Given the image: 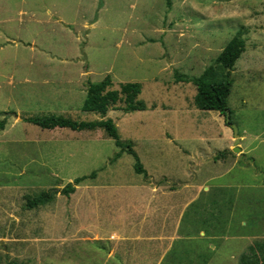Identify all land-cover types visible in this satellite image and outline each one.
<instances>
[{
  "label": "rangeland",
  "instance_id": "374dc122",
  "mask_svg": "<svg viewBox=\"0 0 264 264\" xmlns=\"http://www.w3.org/2000/svg\"><path fill=\"white\" fill-rule=\"evenodd\" d=\"M236 35L244 39L245 50L231 73L227 104L240 134L251 137L243 142L251 154L247 166L243 158L231 170L219 165L208 185L238 187L222 191L229 201L236 195L234 212L228 210L229 235L264 237V0H0V113L13 112L0 115V264H104L99 243L77 240L78 203L87 186H134L144 177L133 171V156L115 155L119 149L100 129L47 131L24 118L100 120L81 110L89 84L106 77L114 90L138 83L146 110L124 114L118 102L105 119L113 120L122 141L131 142L149 173L188 175V163L197 158L177 145L200 144L191 140L201 128L217 140L223 133L214 119L217 112L195 107V86L174 79L200 77ZM205 169L198 178L211 175ZM92 173L95 178L84 181L75 195L56 197L44 209L24 208L28 200L45 192L52 196L54 189L60 195L69 182ZM132 189L114 188L105 195ZM103 211L96 206L84 213L90 235L113 228ZM233 242L240 244L233 248ZM247 243L227 241L213 264H241ZM184 248L194 251L177 246L164 264L198 258Z\"/></svg>",
  "mask_w": 264,
  "mask_h": 264
},
{
  "label": "crops",
  "instance_id": "0c3cea01",
  "mask_svg": "<svg viewBox=\"0 0 264 264\" xmlns=\"http://www.w3.org/2000/svg\"><path fill=\"white\" fill-rule=\"evenodd\" d=\"M212 67L216 71H220V73L223 72L215 64V61ZM233 70L234 67L231 73ZM163 107L167 108V106ZM151 109H157V106L153 105ZM217 113L218 116L216 115L214 119L221 126L222 139L217 140L215 136H208L209 131L201 128L198 131L199 139L191 140L192 143L198 141L201 142L200 144H195L192 147L177 145L185 154L197 158V160H194L195 162L190 161L188 163V175L182 177L170 176L166 172L154 175L155 171H150L152 173L150 175L142 161H140L136 151L132 149L146 171V177L140 178L138 184L132 186V183H102L96 186L93 185L94 187L87 186L90 189L84 194L82 202L78 203V206L82 208L81 212L78 211L79 216H82V224L77 240L82 241L83 239L99 243L98 246L105 251L102 253L103 258H101L104 264H164L166 257L173 253L175 247L181 246L183 248L184 245L194 250L191 252L188 248H184L186 252L197 255L198 258L182 262L171 258L167 261V264H213L218 252L227 241L241 240L249 242L247 243L249 245V253L242 255L240 259L241 264L260 262L264 257V237L246 235L241 231L229 235L232 222L229 211L234 212L235 204L233 202L236 195L231 194V201H229L228 198L230 196L225 197L222 191L238 187L234 185H208V182L214 178L212 174H216L215 170L219 165L223 167L224 165H228L227 170L229 168L231 170L235 165L240 164V158H243L242 166H247V158L250 159L248 155L251 154V149L243 144L244 141H249L251 137L244 132L240 134L239 131L240 140L237 144L239 152L234 153L232 151L234 147L232 129L227 125L225 116L219 112ZM64 133L69 132L66 131ZM165 134L166 139L177 144L172 135L168 132ZM203 166H206L205 173L211 175L200 179L197 177V173ZM87 180L89 179L85 181ZM83 182L77 185L74 192L68 196L61 192L59 193L62 196L57 195L58 191H56L49 199L50 201H40L34 207L35 210L44 209L43 205L52 204L56 197L75 195L76 188H80L79 186ZM70 183L72 181L68 184ZM81 187L85 186L82 185ZM114 188L133 189L131 193H127V191H124L125 193H118V190H114L105 195L106 191L113 190ZM84 199H87L89 202L87 204L83 203ZM43 201L46 203H42ZM227 202H230V206L226 209ZM85 204L86 207H83ZM96 206L104 208L101 214L104 215L106 213V218L113 223V228L109 230L96 228V230L98 229L97 231L94 230L96 233L90 235L89 232L92 228L84 224L83 215L86 210L92 211V207L95 210ZM24 208L29 210L25 206ZM73 210L75 209L72 208L71 211ZM93 213L95 214V212ZM52 224L53 222L51 221L49 225L53 227ZM41 225L46 226L48 224ZM239 225L245 227L246 222L241 220ZM255 240L260 241L254 242ZM239 244V242H233L230 245L234 248ZM233 256L234 254L230 255L231 258Z\"/></svg>",
  "mask_w": 264,
  "mask_h": 264
},
{
  "label": "trees",
  "instance_id": "16d2710c",
  "mask_svg": "<svg viewBox=\"0 0 264 264\" xmlns=\"http://www.w3.org/2000/svg\"><path fill=\"white\" fill-rule=\"evenodd\" d=\"M245 42L241 36H234L225 47L219 52L215 59V64L223 70L216 71L214 67H208L204 70L200 77L190 79L176 75L175 80L178 82H191L196 88L194 98L195 107L202 111H216L225 116L226 112H230L227 99L231 91L232 81L230 78L231 71L244 51ZM141 93V85L138 83H124L120 85L119 90L112 89V82L106 77L101 82L89 84L86 89V96L82 103L81 110L87 113L98 114L101 119L89 122H78L70 118L57 116L43 117H27L23 121L39 127L42 130H53L56 128L69 129L71 131H95L102 130L104 134L114 141L119 152L115 155H121L127 152L134 158L133 171L138 175L146 177V171L143 169L137 155L132 150L130 142H124L120 139L118 130L113 120L104 119L110 109H113L118 102L123 103L121 110L124 113L146 110L144 102L138 99ZM13 115V112L0 113L2 116ZM231 122V120H230ZM4 122H0L3 127ZM95 178V173L89 176L78 177L72 183L66 185L61 193L68 196L73 193L75 187L86 179ZM56 192V191H55ZM51 192H45L33 200H28L25 204L26 208L33 209L40 201L49 200ZM244 264H264V257L258 263Z\"/></svg>",
  "mask_w": 264,
  "mask_h": 264
},
{
  "label": "water",
  "instance_id": "95a60500",
  "mask_svg": "<svg viewBox=\"0 0 264 264\" xmlns=\"http://www.w3.org/2000/svg\"><path fill=\"white\" fill-rule=\"evenodd\" d=\"M225 120H226L227 125L232 129V132H233L234 147H233L232 151L234 153H238L239 152V148L237 147V144H238V142L240 140V136H239V133H238V128H237V126L235 124L230 122V113L229 112H226ZM54 191H57V190L54 189Z\"/></svg>",
  "mask_w": 264,
  "mask_h": 264
}]
</instances>
